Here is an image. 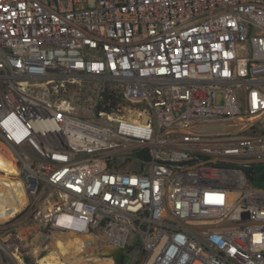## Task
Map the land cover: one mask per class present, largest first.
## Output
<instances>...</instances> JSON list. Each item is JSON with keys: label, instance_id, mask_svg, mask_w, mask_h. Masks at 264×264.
I'll return each instance as SVG.
<instances>
[{"label": "built area", "instance_id": "1", "mask_svg": "<svg viewBox=\"0 0 264 264\" xmlns=\"http://www.w3.org/2000/svg\"><path fill=\"white\" fill-rule=\"evenodd\" d=\"M0 159L27 197L0 264L55 234L264 264V0H0ZM32 221L52 238L24 256Z\"/></svg>", "mask_w": 264, "mask_h": 264}, {"label": "bare ground", "instance_id": "2", "mask_svg": "<svg viewBox=\"0 0 264 264\" xmlns=\"http://www.w3.org/2000/svg\"><path fill=\"white\" fill-rule=\"evenodd\" d=\"M0 168L7 172L6 176L0 175V223H3L22 211L27 197L22 185L9 178L10 173H15L13 167L0 159ZM94 245L95 239L91 236L55 234L50 251L39 260V264H113L111 259L94 253Z\"/></svg>", "mask_w": 264, "mask_h": 264}, {"label": "rangeland", "instance_id": "3", "mask_svg": "<svg viewBox=\"0 0 264 264\" xmlns=\"http://www.w3.org/2000/svg\"><path fill=\"white\" fill-rule=\"evenodd\" d=\"M16 227H18L17 235H19L20 238L22 239H17L13 237L11 242L19 245V249H20L19 252L23 253L24 256L30 254V250L27 247L28 243H32L34 246L36 245L41 246L43 241V236L49 235L50 238H52V234L50 232H48L43 227L41 228L38 227L34 221L29 222L27 225H23V224L20 225V223H17ZM44 241H45L44 244H46L49 248V249L44 248V254H47L50 251V247H52L53 240L44 239ZM131 241H133V239ZM42 247H44V245H42ZM33 264H37V263L33 261Z\"/></svg>", "mask_w": 264, "mask_h": 264}, {"label": "water", "instance_id": "4", "mask_svg": "<svg viewBox=\"0 0 264 264\" xmlns=\"http://www.w3.org/2000/svg\"><path fill=\"white\" fill-rule=\"evenodd\" d=\"M22 188V186H21ZM94 253H98L100 256L112 259L114 261V264H122L124 261V251L122 249H116V250H94Z\"/></svg>", "mask_w": 264, "mask_h": 264}, {"label": "trees", "instance_id": "5", "mask_svg": "<svg viewBox=\"0 0 264 264\" xmlns=\"http://www.w3.org/2000/svg\"><path fill=\"white\" fill-rule=\"evenodd\" d=\"M106 98H110V94H107ZM253 175L254 173L252 174V176H250L251 179H253ZM262 179L264 180V174L262 175ZM25 259L28 264H33V261L29 257H26Z\"/></svg>", "mask_w": 264, "mask_h": 264}]
</instances>
